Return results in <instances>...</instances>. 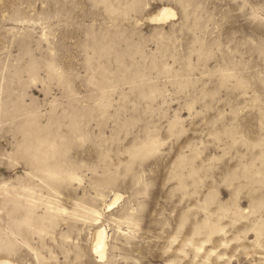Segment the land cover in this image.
Instances as JSON below:
<instances>
[{
  "label": "rangeland",
  "instance_id": "1",
  "mask_svg": "<svg viewBox=\"0 0 264 264\" xmlns=\"http://www.w3.org/2000/svg\"><path fill=\"white\" fill-rule=\"evenodd\" d=\"M2 261L264 264V0H0Z\"/></svg>",
  "mask_w": 264,
  "mask_h": 264
},
{
  "label": "bare ground",
  "instance_id": "2",
  "mask_svg": "<svg viewBox=\"0 0 264 264\" xmlns=\"http://www.w3.org/2000/svg\"><path fill=\"white\" fill-rule=\"evenodd\" d=\"M174 16H175V13L173 11L167 9V10H164L159 21H161V20L165 21L166 19H169V18L174 17ZM119 198H120V196L116 197V199H114L115 200L114 203H112L111 205L108 206L109 209H111L114 205H116L117 200H120ZM94 242H95L94 252L100 254V257L103 259L105 257V251H106L105 248L107 246V244H106L107 243L106 242V231L104 229L98 230L96 232V238H95ZM0 264H11V262L2 261V262H0Z\"/></svg>",
  "mask_w": 264,
  "mask_h": 264
}]
</instances>
